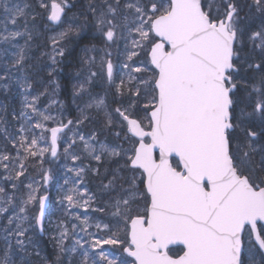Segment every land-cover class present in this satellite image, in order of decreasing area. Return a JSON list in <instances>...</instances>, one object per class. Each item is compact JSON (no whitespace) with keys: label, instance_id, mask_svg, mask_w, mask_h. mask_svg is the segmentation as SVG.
I'll return each instance as SVG.
<instances>
[{"label":"snow or ice","instance_id":"1","mask_svg":"<svg viewBox=\"0 0 264 264\" xmlns=\"http://www.w3.org/2000/svg\"><path fill=\"white\" fill-rule=\"evenodd\" d=\"M73 7L71 0H0V90L21 99L11 113L19 127L3 130L15 155L0 153L12 189L0 186V264H30L37 230L46 231L49 197L26 177L25 162L56 158L65 130L93 115L119 142L99 141L95 130L73 135L98 165L114 162L101 179L109 198L93 207L94 195L73 188L58 203L109 220L95 223L96 233L88 215L71 228L57 223L55 260L45 264H264V0H86L69 18ZM37 15L53 33L43 48L30 26ZM81 43L86 55L78 67L67 65L68 45ZM113 49L122 57L115 64ZM66 67L79 115L65 122L49 109L64 108L55 96L67 87ZM100 81L103 94L94 92ZM51 178L45 173L41 187Z\"/></svg>","mask_w":264,"mask_h":264},{"label":"rangeland","instance_id":"2","mask_svg":"<svg viewBox=\"0 0 264 264\" xmlns=\"http://www.w3.org/2000/svg\"><path fill=\"white\" fill-rule=\"evenodd\" d=\"M29 2L35 4V1L32 2V0H29ZM71 2L75 4V7L71 8L68 11V17L69 18H72L74 15H79V13L82 10V6L86 3V0H71ZM0 15H1L0 20H2L3 19L2 11H0ZM37 17L39 19H41V23L39 24L38 31L41 34H43V39L45 42V43H43V45L46 46L48 43V37L53 33L51 30H44L43 25H42V23L44 21L43 17L40 15H37ZM8 26H9V28H13L12 25H8ZM87 42L88 41H84L83 43H87ZM83 43L79 44L78 46L73 45V44L68 45L69 51L70 52L74 51V53H71L69 60L66 62L67 65L73 66V67L79 66L80 57L86 55V53L82 51ZM95 43L97 44L98 48L102 46V42L99 39H97L95 41ZM48 50H50V49H48ZM96 55H97V60H99V56L102 55V53H96ZM120 58H122V57H118L116 50L113 49L112 59H113L114 64L117 63ZM45 62H47V58H45ZM94 70L100 71L99 68H96ZM62 73L64 75V81L65 82H61V84L65 85L67 87H62L60 89L59 93L55 96V98L58 100L64 101V108L61 109L59 107V105H54L52 108L49 109V111L52 113V115L56 116L57 119H63V117H69L70 119L75 121V119L77 118L79 113L77 112L75 106L72 105V103H71L70 85H69L68 80L65 78L68 74V67H66L65 71ZM101 83H102V81L98 82L94 86V92L103 94L101 91ZM108 102L110 105H112L111 95H109V97H108ZM48 104H49L48 98L42 97L41 98V108L42 109L47 108ZM112 106H114V105H112ZM13 109L14 108H9V109H7V112H4L5 114H7L9 116V118H7V120L2 118L3 121H6V123H4V125L9 128L8 132H10V133H13L11 131L17 130V128L19 127V123H20L18 120H14L12 118L11 113H12ZM15 110L18 114L19 110H20L19 104L16 105ZM4 113H0V118H1V116H3ZM61 113H63V115H61ZM102 119H103L102 115L99 117L93 115L89 121H85V123L80 125L78 129L73 128V130H71V131L67 130V132L64 135H62V138L60 140L62 142V147H61V150L59 151L57 157L53 158V157H51L50 154L47 153L48 156L50 157L51 161H52V165L54 166L53 171H56V170L59 171L60 180H61L60 183L59 184L56 183L57 186L54 187L53 182H55V178L53 176V179L51 178V180L46 185V187L49 188L52 184V187H53L54 192H55L54 201L52 203V207H50V209H49L48 215H63V214L69 215V220H68V224H67V226L69 228H71V226L73 224L79 225L80 221L75 219L76 216H79L81 219H83V217L85 215H88L90 217L89 223L93 225V227H91L89 229V231H91L93 233L98 232V230L94 227L95 223L101 222V221L102 222H108L109 218L106 214H103V215H106L104 217L99 216V215H101V213L93 212V211H91V209H89L88 212L85 213L83 208H80V207L69 208L67 205V201H64L63 204L58 203V201L64 195V193L68 192L70 189H73V188L77 189L82 195H94L96 197V202L93 205V207H95L97 205L104 206V203L109 198L108 195L102 191L101 179L105 174V168H109V165L105 166L107 164L106 162H110V165H111L110 168H113L114 162L105 160L106 162L103 161L100 165H98V164L95 165V163H97V162L95 160H92L86 154V152L83 149V144L81 141H79L78 136L74 137V135H73L74 132H78L79 135H84L85 137H87L88 135H90L95 130L98 132V140L99 141H103V142L111 144V145L118 143L119 141L117 140V138L115 137V135L113 134L112 131L102 128V124H101ZM0 121H2V120H0ZM52 126H55V125H52ZM10 129H11V131H10ZM36 131L40 132L39 129H36ZM45 135H47V133H45ZM74 138L76 139V143L73 144L71 148H69V153L65 154L64 149L67 148L69 146V144H71L72 139H74ZM0 143H1L0 147H7L8 149L11 148L10 147L11 144L7 140L4 139V134L0 138ZM93 143H96V142L93 141ZM14 155H15V152L13 153V156ZM74 156L79 157V158L73 159ZM5 163H8V162H5ZM96 167L100 168L101 174L97 175L93 171V169ZM79 168H83L84 171L79 176H77L75 169H79ZM90 168H91V171H88V169H90ZM69 169H74V170L70 171ZM45 173H46V171L44 172V174ZM4 174H5L4 169L2 167H0V186L6 185L7 186L6 190L11 194L12 189L10 187V184L3 180ZM35 174L36 173H34L33 175L35 176ZM27 176H29V175L26 174V177ZM40 176H42V174H40ZM85 177L90 180L88 184H86ZM28 178H30L32 181L35 182V179H33V177H28ZM21 179H25V178L22 177ZM65 181H67V183H65ZM25 182H27V180ZM104 183H107V179H104ZM35 185L37 187H39V186L43 185V181H38ZM26 191H27V189L24 188L23 186H21V193L26 192ZM97 196H99V198H100L99 202H98ZM77 198H79V197H77ZM10 214H11V210H9V213H5V217L10 215ZM60 222H62L60 219H53L52 220V225H53L52 234L55 231L56 224L60 223ZM78 230L79 229H77V231ZM99 234L104 235L103 232H100ZM80 235L84 236V233H80ZM85 239H87L86 236H85ZM67 243L71 244V240H69ZM105 247L108 248L109 246H105ZM110 250L116 251L115 249H110ZM45 262L46 261H44L43 264H45Z\"/></svg>","mask_w":264,"mask_h":264},{"label":"trees","instance_id":"3","mask_svg":"<svg viewBox=\"0 0 264 264\" xmlns=\"http://www.w3.org/2000/svg\"><path fill=\"white\" fill-rule=\"evenodd\" d=\"M33 1H35V0H32V2ZM13 2H20V3H22L23 0H17V1L16 0H13ZM44 22L45 21H43L42 25L44 24ZM40 23H41V19H39L37 17L35 21H30V26H31V24H35L36 25V28L38 30ZM259 23H260V18L259 17H255L251 21V24H252L253 27L258 26ZM18 43L23 44V39H19ZM34 43H39L42 46V48H43V46H45V45H43V43H45L44 42V39H43V34L40 33L36 37V40L34 41ZM0 47H3V45H0ZM20 103H21V99H20L19 95H16L15 97H13L11 95H5L3 93V91L0 90V109H3L5 106H7V109H9V108H14L15 109L16 108V105L17 104L20 105ZM40 106H41V101H40ZM0 113H4V111H0ZM2 118L7 120V118H9V116L4 113L3 116H1V118H0V120L3 121ZM4 128H7V130L9 129L7 126L4 125V123L0 122V138L4 134V131H3ZM10 131H11V129H10ZM11 132L15 133L16 130L15 131H11ZM33 132L37 136L40 135V132H37L36 129H33ZM29 135H31V133H29ZM0 145H1V143H0ZM42 146H43V144H42ZM10 147H11L10 149H8L7 147H0V153H2V152H8L11 155H13V153L15 152V149L12 148V145ZM50 163H51V160H50V157L48 156L47 153L44 154L43 158L37 157V158L29 159L27 162H25L26 168H27L26 174L29 175L27 177H33V179H34L39 174H42V176H43V174L45 172V169L47 168V166L50 165ZM106 163L107 164L105 166H108L109 165V168H105V169L111 170L112 168H110V166H111L110 165V162H106ZM96 164L97 163H95V165ZM89 171H91V169ZM34 173H36L35 176L33 175ZM99 174H101V172ZM42 176H41V178H43ZM56 178H58V180L60 181V175L59 174L56 175ZM85 181H86V184H88L90 180L85 177ZM97 198H98V202H99L100 201L99 196H97ZM101 207H102V205H101ZM61 216L62 215H60V217ZM99 216H103L104 217L106 215L101 214ZM64 217H61V218H64ZM51 235L52 234H46V236L42 239V241L45 242V246H41V249H40V252L41 253H40V255L39 256H37L35 254L30 255V257H28V259H27L29 262H37V263H40V262L44 261L45 259H47L48 262H53L55 260V250H54V247H53V241L50 239ZM255 258L258 261L261 260V256L260 255H257ZM74 264H75V258H74Z\"/></svg>","mask_w":264,"mask_h":264},{"label":"water","instance_id":"4","mask_svg":"<svg viewBox=\"0 0 264 264\" xmlns=\"http://www.w3.org/2000/svg\"><path fill=\"white\" fill-rule=\"evenodd\" d=\"M47 204H48V201H46V207H47ZM45 211H46V209H45Z\"/></svg>","mask_w":264,"mask_h":264}]
</instances>
